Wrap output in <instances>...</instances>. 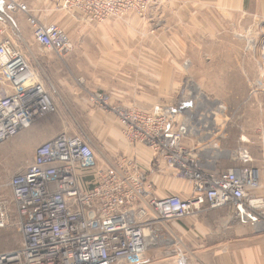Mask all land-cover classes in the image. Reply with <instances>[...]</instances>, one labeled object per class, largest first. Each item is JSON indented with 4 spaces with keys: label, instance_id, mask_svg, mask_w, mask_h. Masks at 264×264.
<instances>
[{
    "label": "built area",
    "instance_id": "1",
    "mask_svg": "<svg viewBox=\"0 0 264 264\" xmlns=\"http://www.w3.org/2000/svg\"><path fill=\"white\" fill-rule=\"evenodd\" d=\"M149 2L61 0L59 8L93 24L131 9L141 13ZM5 9L26 15L34 41L44 50L61 57L71 50L64 28L38 20L26 3L6 0ZM257 62L264 72V55ZM88 101L115 114L126 142L146 148L153 167H142L135 151L99 165L93 145L80 134L63 131L41 142L32 160L9 179L22 242L0 251V264H136L159 239L163 224L205 208H228L231 222L264 227L260 170L248 148H220L227 120L223 101L188 81L174 101L147 109L113 103L100 90L90 92ZM54 110L26 54L10 38H1L0 143ZM226 158L234 165L220 168ZM154 174L190 182V192L160 195ZM10 219L8 209L0 207V227Z\"/></svg>",
    "mask_w": 264,
    "mask_h": 264
},
{
    "label": "crops",
    "instance_id": "2",
    "mask_svg": "<svg viewBox=\"0 0 264 264\" xmlns=\"http://www.w3.org/2000/svg\"><path fill=\"white\" fill-rule=\"evenodd\" d=\"M5 2L0 0V14L6 12ZM22 2L38 20L63 27L72 43L65 56L61 57L56 52L45 56L43 75L36 71L50 92L55 109L58 104L72 102L83 106L89 103L88 94L97 90L109 94L113 103L150 108L170 97L173 88L180 83L174 55L177 60L180 55L190 56L198 85L219 95L214 83L217 77L223 80L232 71L238 74L237 67L243 73L246 64H251L252 69L258 66L251 58L254 49L243 44L251 35L241 33L244 24L252 25L256 18L264 16V0H155L142 21L122 15L97 26L79 23L58 8L60 2L58 4L55 0ZM11 14L9 22L13 35L24 44L19 47L29 57L35 58L31 45L37 43L26 15L21 11ZM4 37L10 38L0 30V39ZM165 55H170L171 59H165ZM213 61L218 65L207 69L206 64ZM77 76L84 78L85 83L79 82L78 86ZM250 115L242 113L241 119H250ZM63 131L69 133L65 123L48 115L33 123L31 128L22 130L10 144L1 142L0 148L11 145L17 152L18 162L25 161L26 165L32 160L31 146L35 140L43 142ZM245 140L248 143V139ZM92 144L100 153L96 144ZM105 144L109 149L108 156L103 155L104 163L114 156L110 154L111 143ZM26 145L30 148L27 154L24 151ZM123 149L125 154L135 151L145 169L153 167L151 155L143 146L133 147V152L125 146ZM98 154L97 162L102 165V157ZM232 165L234 163L231 162L229 166ZM252 165L257 167L254 163ZM260 168L258 192L264 197V163ZM153 180L160 195L177 190L184 194L190 192L191 186L184 184L181 187L180 180L155 174ZM166 224L161 226L160 234L167 233ZM167 228H171V237L159 238L151 244L136 264H264V227L231 222L228 208H205L171 222Z\"/></svg>",
    "mask_w": 264,
    "mask_h": 264
},
{
    "label": "rangeland",
    "instance_id": "3",
    "mask_svg": "<svg viewBox=\"0 0 264 264\" xmlns=\"http://www.w3.org/2000/svg\"><path fill=\"white\" fill-rule=\"evenodd\" d=\"M18 1L22 2L24 0ZM55 1H58L59 4L61 0ZM154 2L155 0H150L147 9L141 13L131 9L127 11L123 16L127 15L128 17H130L129 19L135 18V20L137 21H142V18H144L145 14L147 13L146 11H148L150 6H152ZM11 13L14 12L6 10L5 13L0 14V30L5 31L7 34H9L10 39L14 41L18 46L22 47L24 46V44L20 39L15 38L12 32L13 29L9 22V20L11 19L10 15H12ZM78 22L85 25H92L83 23L80 20ZM104 22L94 23V26H97ZM241 34L245 36L251 35L244 40L243 44L244 46H248L249 49H254V51L250 50L252 54L251 58L253 57L252 60H254L257 65V60H261V57L264 55V16L256 18L252 25L248 23L244 24V29ZM24 41V43L27 42L26 40ZM31 48L32 52L34 53L33 56H35V58L29 57L28 54H26V56L28 57L30 65L33 67V69L35 71L38 70L43 75L45 69L44 58L46 55H50L54 51L44 50L38 44L31 45ZM164 57L167 60L171 59L170 55H165ZM173 57L174 61L176 60L178 62V65L176 66L179 68L180 83L178 86L173 88V90L171 91L172 95L162 100V102L174 101L176 98V94L187 81L197 86L201 92L207 93L209 96L218 98L223 101L227 106V120L225 136L220 141V148L223 150L232 151L241 145H250V147L248 146L249 148L247 146L246 147L248 148V150L250 149L249 152L252 156L251 163L257 165L260 170L261 177L260 166L264 163V72L262 68L260 69L261 66H259L258 64V66H255L252 69L251 64H246L244 66L243 73L241 72L240 68L237 67L236 69H238V74L237 72L232 71L229 76H224L223 80H220L219 77H217L214 83L216 86L215 88L218 89L220 93L219 95L217 93H213L209 88H204L198 85L194 77V68L189 61L190 56L180 55L179 60H177V56L174 55ZM212 58H214V56ZM214 62L215 61L210 64L207 63L206 68L209 69L210 66L216 67L218 65V62ZM189 68L191 69V73L189 72ZM257 78H259L260 82H262L260 88H257L252 84V82ZM76 82L79 86V76L76 77ZM117 104L130 106L124 103ZM134 105L142 106L141 104ZM58 106L59 107H57V109H55L53 113L49 115L54 116V118H56V120H58L59 122H64L65 125L69 128V133L83 135L88 139L91 145H93L92 142H94L98 147L100 153L96 152V150L94 151L96 154L99 153L98 155L102 157V163H104L103 155L108 156L109 148L108 145L105 144V142H110L111 146H113L111 147L112 153H110L112 155L125 154L123 153L126 152L123 149L124 146L128 150H132V152L134 151L133 146L130 143L126 142L125 137L121 132V127L117 117L110 110L100 108L90 102L86 103L83 106H81L79 103L73 102L60 105L58 104ZM247 112L251 114L250 116L252 118L241 119V114H246ZM46 117L47 116H45L44 118ZM79 131L81 132L79 133ZM14 138L6 140L5 143L10 144L14 140ZM246 138L248 139V143L245 140ZM37 141L35 140V142L31 146L33 148V153L35 147L41 143L39 139H37ZM1 146L2 145H0V147ZM29 150L30 148H28V146L26 145L24 149L25 154H27ZM23 165H25V161L18 162L17 152L13 150L11 145L4 149L0 148V207H6L11 218L10 223L7 226L0 227V251L15 249L19 247L22 242V236L19 231V226L16 223V214L8 182L10 177ZM229 165H231V162L226 158L220 164V168H225ZM179 182L178 183L181 185V187L184 184L188 185L189 187L191 186L189 185L190 182ZM175 192L180 193L181 195H186L184 194L185 192H181V190H177ZM176 221L178 220L168 221L166 226H164L165 231L168 234H160L159 238L168 239L169 237H171V228L168 229L167 227L171 222Z\"/></svg>",
    "mask_w": 264,
    "mask_h": 264
},
{
    "label": "bare ground",
    "instance_id": "4",
    "mask_svg": "<svg viewBox=\"0 0 264 264\" xmlns=\"http://www.w3.org/2000/svg\"><path fill=\"white\" fill-rule=\"evenodd\" d=\"M253 46V45H252Z\"/></svg>",
    "mask_w": 264,
    "mask_h": 264
}]
</instances>
